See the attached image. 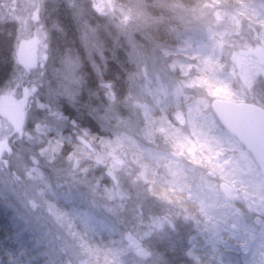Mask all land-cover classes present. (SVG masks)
Segmentation results:
<instances>
[{"label":"clouds","instance_id":"9594fccd","mask_svg":"<svg viewBox=\"0 0 264 264\" xmlns=\"http://www.w3.org/2000/svg\"><path fill=\"white\" fill-rule=\"evenodd\" d=\"M38 185L0 264H255L264 0L0 3V192Z\"/></svg>","mask_w":264,"mask_h":264},{"label":"trees","instance_id":"16d2710c","mask_svg":"<svg viewBox=\"0 0 264 264\" xmlns=\"http://www.w3.org/2000/svg\"><path fill=\"white\" fill-rule=\"evenodd\" d=\"M224 2L231 4L234 3L235 0H224ZM241 2L258 3L259 0H241ZM4 202L5 200L0 198V242L4 241L6 235L12 237L21 245H30L34 243L36 239H39V235L35 231L36 225L26 220L27 216L25 213L23 214V216L25 215L24 218L21 217V213L19 212H24L23 208L13 204L15 211L5 216L3 211ZM262 254L263 253L260 251L255 253L253 257L255 264H263L264 260ZM94 258H96L97 262H100V264H105V261L112 260L111 255H105L104 253H100L98 257L94 256Z\"/></svg>","mask_w":264,"mask_h":264},{"label":"rangeland","instance_id":"374dc122","mask_svg":"<svg viewBox=\"0 0 264 264\" xmlns=\"http://www.w3.org/2000/svg\"><path fill=\"white\" fill-rule=\"evenodd\" d=\"M32 2L33 0H16V4L21 6V11L23 10V6L30 5ZM0 3H4V0H0ZM16 18L20 19L21 17L17 16ZM26 47L29 51L30 48H34V44L32 45L26 44ZM27 58L28 56L25 59ZM41 194H42V188L38 185L35 191L31 189L10 188L7 192H0V198L3 200L7 198L8 201L11 202L12 204L19 205L21 208H23L24 212H19L21 213V217L24 218V216L26 215L27 216L26 220H29L34 225H36L35 231L39 235V239L44 241L45 243H48L51 238L48 237L46 233L40 232L39 223H38L39 221L37 217H35L32 214L37 205L38 198L40 197ZM24 213L25 215L23 216ZM262 257L264 260V253L262 254ZM94 261L96 264H100V262H97L96 258H94Z\"/></svg>","mask_w":264,"mask_h":264},{"label":"water","instance_id":"95a60500","mask_svg":"<svg viewBox=\"0 0 264 264\" xmlns=\"http://www.w3.org/2000/svg\"><path fill=\"white\" fill-rule=\"evenodd\" d=\"M28 55V50L25 46V44H22L21 50H20V56L22 59H24Z\"/></svg>","mask_w":264,"mask_h":264}]
</instances>
